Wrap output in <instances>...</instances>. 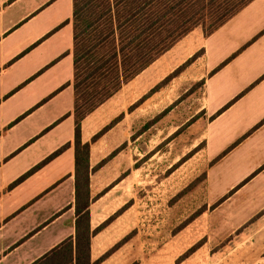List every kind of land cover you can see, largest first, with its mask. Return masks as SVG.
Wrapping results in <instances>:
<instances>
[{
    "label": "crops",
    "instance_id": "crops-1",
    "mask_svg": "<svg viewBox=\"0 0 264 264\" xmlns=\"http://www.w3.org/2000/svg\"><path fill=\"white\" fill-rule=\"evenodd\" d=\"M73 13L74 0H0V264H32L69 237L75 250ZM200 48L199 106L166 134L195 125L186 146L204 164L193 220L205 245H250L254 263L264 264V0H252ZM84 118L91 211L95 140L84 141ZM90 223L95 229L91 212Z\"/></svg>",
    "mask_w": 264,
    "mask_h": 264
},
{
    "label": "rangeland",
    "instance_id": "rangeland-1",
    "mask_svg": "<svg viewBox=\"0 0 264 264\" xmlns=\"http://www.w3.org/2000/svg\"><path fill=\"white\" fill-rule=\"evenodd\" d=\"M207 35L196 27L156 59L154 70L126 82L81 122L84 141L101 132L91 148L90 175L92 224L101 226L93 239L99 264L256 262L250 245H205L206 232L193 220L203 205L204 164L186 146L195 125L166 134L199 106Z\"/></svg>",
    "mask_w": 264,
    "mask_h": 264
},
{
    "label": "trees",
    "instance_id": "trees-1",
    "mask_svg": "<svg viewBox=\"0 0 264 264\" xmlns=\"http://www.w3.org/2000/svg\"><path fill=\"white\" fill-rule=\"evenodd\" d=\"M251 1L74 0L75 250L69 237L32 264H95L90 260L91 238L101 226L91 229V142H81L80 120L196 27L210 34Z\"/></svg>",
    "mask_w": 264,
    "mask_h": 264
}]
</instances>
